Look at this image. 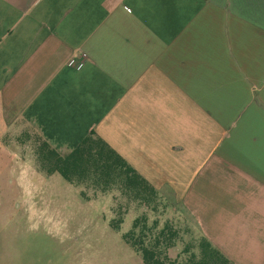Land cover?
Returning a JSON list of instances; mask_svg holds the SVG:
<instances>
[{
	"label": "crops",
	"instance_id": "0c3cea01",
	"mask_svg": "<svg viewBox=\"0 0 264 264\" xmlns=\"http://www.w3.org/2000/svg\"><path fill=\"white\" fill-rule=\"evenodd\" d=\"M19 122L62 153L101 137L264 264V0H0V137Z\"/></svg>",
	"mask_w": 264,
	"mask_h": 264
},
{
	"label": "rangeland",
	"instance_id": "374dc122",
	"mask_svg": "<svg viewBox=\"0 0 264 264\" xmlns=\"http://www.w3.org/2000/svg\"><path fill=\"white\" fill-rule=\"evenodd\" d=\"M44 139L27 122L0 137V264H145L121 234L146 215L156 230L176 229L171 258L184 262L199 251L203 234L171 196L159 192L145 203L116 186L104 190L68 182L59 172L46 174L36 157ZM122 216L118 229L110 219Z\"/></svg>",
	"mask_w": 264,
	"mask_h": 264
},
{
	"label": "trees",
	"instance_id": "16d2710c",
	"mask_svg": "<svg viewBox=\"0 0 264 264\" xmlns=\"http://www.w3.org/2000/svg\"><path fill=\"white\" fill-rule=\"evenodd\" d=\"M36 159L46 174L59 172L67 181L88 183L102 190L116 185L131 199L145 203L159 192L131 165H129L101 137L89 133L67 153L53 147L46 139L36 146ZM122 216L110 219V226L118 229ZM157 221L148 224L146 215L136 217L124 231L122 239L134 248L145 264H172L167 247L174 244L176 229L165 224L156 230ZM179 264H233L225 254L205 236L200 238L199 251H191Z\"/></svg>",
	"mask_w": 264,
	"mask_h": 264
},
{
	"label": "built area",
	"instance_id": "2783aa9c",
	"mask_svg": "<svg viewBox=\"0 0 264 264\" xmlns=\"http://www.w3.org/2000/svg\"><path fill=\"white\" fill-rule=\"evenodd\" d=\"M72 57V55L69 56V58Z\"/></svg>",
	"mask_w": 264,
	"mask_h": 264
}]
</instances>
